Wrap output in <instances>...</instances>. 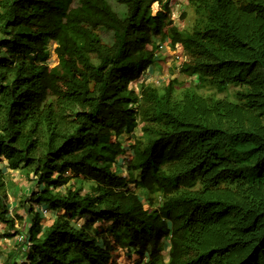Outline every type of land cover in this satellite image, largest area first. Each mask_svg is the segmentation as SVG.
I'll list each match as a JSON object with an SVG mask.
<instances>
[{"label": "trees", "instance_id": "16d2710c", "mask_svg": "<svg viewBox=\"0 0 264 264\" xmlns=\"http://www.w3.org/2000/svg\"><path fill=\"white\" fill-rule=\"evenodd\" d=\"M113 1L0 0V238L19 237L0 264H113L102 236L160 264H264V0H185L186 27L170 0ZM177 44L179 76L140 83ZM128 151L148 210L115 168ZM8 172L32 183L13 209Z\"/></svg>", "mask_w": 264, "mask_h": 264}, {"label": "rangeland", "instance_id": "374dc122", "mask_svg": "<svg viewBox=\"0 0 264 264\" xmlns=\"http://www.w3.org/2000/svg\"><path fill=\"white\" fill-rule=\"evenodd\" d=\"M106 3L112 8L114 9V11H116L119 15H121V12L124 10V6L121 5H116L114 3L113 0H105ZM174 2L177 3V6H174ZM174 2H169L167 5V11H169V14H173L172 19L173 22L176 23V25L182 26V27H186L189 23V20L191 19V11L189 9H187L185 0H174ZM172 3V4H171ZM170 6H172V9H175V11H171ZM157 8H162V5H159L158 7L156 6V3H154L152 5V11L153 13L157 12ZM185 10V12H187V19L183 22L180 20V15L181 12H183ZM172 12V13H171ZM181 27V28H182ZM64 34H68V31L66 28H62L61 32H60V36L64 35ZM102 40L104 43H106L107 45H113V47L116 46V44L112 43V41L110 40V38H108L106 35H102ZM55 43H49L48 46V60L47 62H45L44 64L47 66V69L45 71V75H47L48 70L52 67H54L57 64V57L54 53V48H55ZM174 56V55H173ZM183 60V59H182ZM173 67L172 69H169V71H164L162 72L164 77H160V78H155V80L157 82H159L157 84V82L153 83L155 86H159L160 88L162 87H166L168 85V82L171 80V77L174 75H177L176 72H178V62L175 59V57L173 58ZM183 63V62H182ZM153 70V68H151V71ZM160 73V72H159ZM162 75V74H160ZM179 76V75H178ZM179 79L183 82H185L186 86H194L196 84V80L195 79H185L184 77H179ZM145 79L142 77L139 82L141 83L142 81H144ZM138 82V83H139ZM145 83H151L150 81H145ZM198 92L204 96H211L214 94V91L212 90H198ZM218 98H226L228 101L231 102H235V98H234V90L233 87H229V90L225 93V94H221V95H217ZM137 135H140L138 132H136ZM121 142L123 143L125 148L129 149V146L133 144V138L132 136H127V135H123L121 138ZM130 153L128 151V154L124 155L123 157H120V159H118L115 168L117 169V171L119 172V174L123 173L125 176H127V179L130 178V182L131 184L129 185V189L136 192V194L140 197L141 201L143 204H145L144 208L145 209H149V205L147 204V200L149 195L153 192L152 189V181L148 180L143 182L142 184H138L136 185V182L139 181L137 174L133 173L132 170H128L126 169L128 166V162H129V158H130ZM6 166V162H1L0 163V168L2 167V169ZM24 173H19V172H8L5 175V180H6V192H7V196H8V203L10 206V209H13L16 206L17 200L18 198H21L23 195H27L29 193V190L32 186V183L30 181H28L24 175ZM130 174V176H129ZM122 175V174H121ZM84 179H75V185L79 186V185H83ZM84 189L86 190L88 187V184H84ZM63 190V189H62ZM155 203L151 206L152 208H156L160 202H161V198L162 195L160 193H155ZM19 214L22 215V212H20ZM41 217H43L42 213L40 212ZM57 213L54 212H50V213H46L45 214V218H44V224L45 225H49L51 223V220L57 216ZM61 216L63 214H60ZM64 219H68V216H63ZM73 222H76L78 225H84V222L78 219L73 218L72 219ZM18 222V221H17ZM19 223H17L15 225L16 228L18 227ZM99 226L102 225H98L96 224L94 227L95 229ZM101 229V227L99 228ZM0 234L2 233V228L0 227ZM103 240V244L104 246L109 249L112 252V256H113V264H160V262H165L167 259V250L165 249L162 253H161V258L159 256H155L154 258H150V259H144V260H138V258L134 255H132L131 257H128L126 252L123 251L122 249L118 248L114 242L112 241L111 238L109 237H105L102 236L101 237ZM19 237H14L11 240H7V239H2L0 238V251L3 250H10L11 248H13L15 246V244L18 242ZM22 263V262H21ZM19 263V264H21Z\"/></svg>", "mask_w": 264, "mask_h": 264}, {"label": "crops", "instance_id": "0c3cea01", "mask_svg": "<svg viewBox=\"0 0 264 264\" xmlns=\"http://www.w3.org/2000/svg\"><path fill=\"white\" fill-rule=\"evenodd\" d=\"M180 51L183 52L182 49L181 50L172 49V48H170L167 45H163L162 49H160V51L157 54V63H156V65L153 67L152 71L150 70L146 74L145 80L146 81H150L151 80V83H149V84L154 85L153 83L157 82L154 77H156L157 79L162 77V76L164 77L162 72H164L166 70L169 71L168 68L172 69V67H173V63H172L173 58L178 56ZM176 73H177V75L172 76L171 80L176 78V77H178L179 71L176 72ZM160 74H162V75H160ZM158 83L159 82H157V84ZM121 174L124 176L123 173H121Z\"/></svg>", "mask_w": 264, "mask_h": 264}, {"label": "built area", "instance_id": "2783aa9c", "mask_svg": "<svg viewBox=\"0 0 264 264\" xmlns=\"http://www.w3.org/2000/svg\"><path fill=\"white\" fill-rule=\"evenodd\" d=\"M171 2H174V0H170ZM169 1V2H170ZM172 4V3H171ZM156 6L158 7L159 5L156 3ZM167 6H169V5H167ZM174 6H177V3H175L174 2ZM165 5L164 4H162V8H157V11H159V10H162V11H164L165 12ZM170 9H171V11H175V9H172V6H170ZM172 13V12H171ZM172 16H173V14H171L170 15V17H171V19H172ZM173 20V19H172ZM162 47L163 46H160V49H162ZM174 49H177V50H181L182 49V47L179 45V44H177L176 46H175V48ZM175 59L177 60V62H178V65H179V68L182 66V62H184V60H185V52L183 51H180V53L178 54V56H176L175 57ZM183 59V60H182ZM179 68H178V70H179ZM143 78H145V77H143ZM42 213H43V215L45 216V214L47 213L46 211H42Z\"/></svg>", "mask_w": 264, "mask_h": 264}]
</instances>
